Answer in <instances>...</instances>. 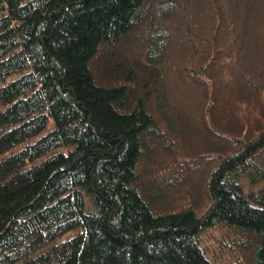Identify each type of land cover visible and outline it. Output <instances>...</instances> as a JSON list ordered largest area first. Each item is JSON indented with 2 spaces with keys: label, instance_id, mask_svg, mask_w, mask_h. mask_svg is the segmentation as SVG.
<instances>
[{
  "label": "trees",
  "instance_id": "trees-1",
  "mask_svg": "<svg viewBox=\"0 0 264 264\" xmlns=\"http://www.w3.org/2000/svg\"><path fill=\"white\" fill-rule=\"evenodd\" d=\"M246 181L264 0H0V264H264Z\"/></svg>",
  "mask_w": 264,
  "mask_h": 264
},
{
  "label": "rangeland",
  "instance_id": "rangeland-1",
  "mask_svg": "<svg viewBox=\"0 0 264 264\" xmlns=\"http://www.w3.org/2000/svg\"><path fill=\"white\" fill-rule=\"evenodd\" d=\"M165 168H166V166H165ZM261 188H264V185L263 184H258L256 186H254V185H250L249 182L246 181V189L247 190L257 191V190H259ZM163 192H166V190L163 189ZM218 235H219V233L217 231H211V232H209V233L206 234V236H205L204 239L206 240L207 244L211 248H213L214 250H216L217 252H220V251H223L224 252L225 249L224 248H221V245H220L221 237H218ZM228 259H230V258H228Z\"/></svg>",
  "mask_w": 264,
  "mask_h": 264
}]
</instances>
